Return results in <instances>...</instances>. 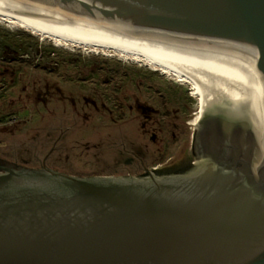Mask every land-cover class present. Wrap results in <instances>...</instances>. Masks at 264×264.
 <instances>
[{"label":"water","instance_id":"95a60500","mask_svg":"<svg viewBox=\"0 0 264 264\" xmlns=\"http://www.w3.org/2000/svg\"><path fill=\"white\" fill-rule=\"evenodd\" d=\"M36 1L142 38L242 51L256 66L263 134L249 104L219 98L198 131L214 126L215 146H235L227 163L160 178L0 164V264H264V0Z\"/></svg>","mask_w":264,"mask_h":264},{"label":"rangeland","instance_id":"374dc122","mask_svg":"<svg viewBox=\"0 0 264 264\" xmlns=\"http://www.w3.org/2000/svg\"><path fill=\"white\" fill-rule=\"evenodd\" d=\"M136 103L151 107L153 118L130 109ZM199 110L187 81L119 53L58 43L0 17L1 165L141 176L142 167L123 161L122 149L141 151L150 169L184 155L194 160ZM144 122L160 130L156 144L141 130ZM144 143L159 155L148 159Z\"/></svg>","mask_w":264,"mask_h":264},{"label":"bare ground","instance_id":"6f19581e","mask_svg":"<svg viewBox=\"0 0 264 264\" xmlns=\"http://www.w3.org/2000/svg\"><path fill=\"white\" fill-rule=\"evenodd\" d=\"M0 17L58 43L119 53L187 81L198 97L199 122L207 107L219 98L247 103L261 141L258 74L255 64L240 50L203 42L142 38L132 30L89 23L36 0H0Z\"/></svg>","mask_w":264,"mask_h":264},{"label":"flooded vegetation","instance_id":"af4514ba","mask_svg":"<svg viewBox=\"0 0 264 264\" xmlns=\"http://www.w3.org/2000/svg\"><path fill=\"white\" fill-rule=\"evenodd\" d=\"M137 101L138 100H135V102ZM134 108H136V110L138 109L141 110V115L143 119L149 121L153 118L154 110L151 107L142 106L139 103H136V105L130 106V109H134ZM121 114H123V112ZM149 126L150 125H147V123L144 122L141 125V130L144 132V134H147V136H149L150 144H156L159 138L160 130L154 128V126H150V127ZM195 129L196 130L192 134V140H191V152L194 154V160H190L188 156L186 157V155H184L182 156V158L175 159L172 163L168 164L167 166L160 164L157 166H153L150 169V167L148 168V166H146L147 159L145 158L146 156L142 155L143 153L141 151L134 149L129 150L125 148L122 149L123 151H121L124 159L123 161H126V163L132 162L142 167L144 175L141 176H148V172H150L152 173L153 176L160 178L171 175H181V174L183 175L196 171L199 168V165L204 163V161L210 159V157L212 158L213 162H219V163H222V161H225L227 163L235 159L236 149L234 145L230 144V142L226 141V144L222 145L220 148L214 145V143L217 144V141L221 139V137L216 132L214 126H209V124L206 126L203 125L202 129L203 132H205L203 133L204 134L203 138H200L201 135H199L200 133L198 131L199 128L196 127ZM139 145L141 147V150L142 149L145 150L146 155L148 153V159L151 157L153 158L154 155H159V151H156L154 155H152L150 153L148 144L144 143ZM43 165L44 164L42 163L40 168ZM128 176H132V175H128Z\"/></svg>","mask_w":264,"mask_h":264}]
</instances>
